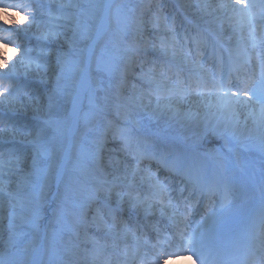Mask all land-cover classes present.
Listing matches in <instances>:
<instances>
[{
	"label": "snow or ice",
	"instance_id": "1",
	"mask_svg": "<svg viewBox=\"0 0 264 264\" xmlns=\"http://www.w3.org/2000/svg\"><path fill=\"white\" fill-rule=\"evenodd\" d=\"M29 8L34 11L26 13ZM39 8L0 3L5 12L31 15L25 34L33 27L39 32ZM217 11L231 13V34ZM57 20L36 36L35 57L27 46L11 65L0 54V68L8 69L0 73V238L7 236L0 264H37L28 254L41 238L46 259L40 264H81L77 250L89 252L75 242L81 229L95 253L115 251L121 242L126 248L134 237L138 250L147 249L139 252L147 264H168L181 254L225 264L241 249L245 264H264V163L259 180L248 185L215 147L217 140L231 141L264 160V0L115 7L67 0ZM112 24L111 39L98 47ZM233 40L230 51L242 50L252 71L241 65L235 83L231 73L211 77L225 120L205 123L198 112L181 109L187 97L209 90L202 82L183 86L182 65L193 63L201 47L215 56ZM170 74L179 86H167ZM133 76L145 87L132 83ZM249 119L255 134L244 137ZM157 210L169 215L170 229L149 219ZM145 229L155 233V243L141 245ZM230 231L239 239L225 245ZM21 254L27 258L17 259Z\"/></svg>",
	"mask_w": 264,
	"mask_h": 264
},
{
	"label": "bare ground",
	"instance_id": "2",
	"mask_svg": "<svg viewBox=\"0 0 264 264\" xmlns=\"http://www.w3.org/2000/svg\"><path fill=\"white\" fill-rule=\"evenodd\" d=\"M32 1H33L32 5H39L40 6V8H39L40 15H39L38 19L39 20L43 19L45 17V15L42 14L43 15L42 16L41 15V11L44 10L45 8L49 7V5L39 4L38 2H36V0H32ZM46 1L47 2H52V4L50 3L51 5H53V3L55 2V0H46ZM56 1H58V0H56ZM92 1L94 3H98V4H100V2H101V0H92ZM119 1L121 2V0H107L106 4H111L114 7L115 4L117 2H119ZM149 1H151V0H124V2L121 3V5L129 3V2H133V3H137V4H141V3L144 4V3H149ZM0 2H2V1L0 0ZM161 2H163V0H161ZM255 2L257 3V5L260 4V0H255ZM206 3L210 4V5H213V6H219L220 4H228V3H230V0H207ZM29 9H32L34 11L33 8H29ZM0 12H1V10H0ZM216 14L220 15L221 19L226 21V23L224 25L225 30H226V32L228 34H231V25H232L233 21H229L227 19V17L230 16L231 13H225V12L217 11ZM16 19L17 18L3 17V18H0V20H5L6 24H4V23H0V24H4L5 26H7L9 28H15L14 25H16L18 27L21 26L24 30L26 28H28L29 25H31V23L27 19H24V20L20 21L19 18H18V21H16V23H13V20H16ZM40 24L42 25V24H44V22L42 21V22H40ZM213 26H215V24ZM115 28H116L115 24H113V25H111L109 27L108 33L105 34L104 40L101 41V44H106V43L109 42V40L111 39V33L115 30ZM36 29H37L36 27H33L32 31L34 32ZM0 38H2L1 40L5 41V42H12L11 39L4 38L3 35H0ZM109 46H110V44H109ZM2 49L5 50L7 48H5V46L3 44H0V54L4 55L8 59L9 65L16 63L17 61L20 60L21 56H23V49H20V50L10 49L8 55L3 54ZM238 51H239L240 55H243L246 58V55H245V53L242 50H238ZM257 51H258V49H257ZM248 52H249V54H251V49H249ZM211 61H213V64L215 66H217V67L219 66V64H222L221 60L218 58L217 55H216V57L214 56V58L211 59ZM188 64H190V63H188ZM253 64H255V63H253ZM158 67L161 69L160 66H158ZM5 69L6 68H0V71L3 72V71H7L8 70V69H6V70ZM21 70L23 71V69L19 68V66H18V71H21ZM226 72H227V70H226ZM222 75L224 77H226L225 74L222 73ZM201 76H203V78H205L206 80H208V78H209V77H207V74H202ZM183 78H184V81H185V83H184L185 85L186 84H189V85L192 84L193 85V84L197 83L196 79L193 78V77H186V76L183 75ZM139 84L141 86V83H139ZM168 86H171V85H168ZM233 91H235V89H233ZM213 95H209V96H206V95L190 96V98L186 99L187 102L181 104V109H182V111H187L189 108H191L193 111L198 112L199 113V119H201L205 123L215 124V123H217V121H220L221 123H223L224 120H225V117L220 112V101L217 99L216 94H213ZM2 99H3V97H0V100H2ZM245 118H246V111L242 112V114H241V120L243 121ZM110 119H111V117H110ZM112 119L117 121L118 118L112 117ZM254 129H255V125L253 124L252 120L249 119L247 128H244L243 126L241 127V133H242V135L244 137H247L249 135L250 131L254 135L255 134ZM219 142H220V148L221 149H225V150H227L229 152V149L231 148L232 149L231 153L233 155L239 157L238 159L236 158L234 162H233V158H232V166L234 168H236L235 170H233V172H235L238 177L239 176H245V178L247 180L245 182L248 185H252L253 183L257 182V181H254V179H253L254 173H251L248 170L251 168L250 167L251 163L254 162L257 166H259V164H262L264 162L262 160H259L257 157H252V156L246 155V153L248 151H245L243 148L238 147L237 145H235L231 141L217 140L215 142V147L218 148V149H220L218 147V145H217V143H219ZM252 152L256 153V151H252ZM145 162H146L145 163V167H147L146 164L148 162L147 161H145ZM230 169H232V168H230ZM241 169L243 170L241 172L242 174L238 175L239 173H237V171H241ZM257 202H258V196H257ZM217 205H218V207H217V210H218V208H219V200L217 201ZM159 207L160 206L157 205V208H159ZM252 210L253 209L251 207L247 209V211L249 213H251ZM158 213H160V212L157 210L156 214H158ZM168 216L169 215H164V216H159V217H156V218H159V219L162 220L164 218L165 219L168 218ZM231 219H232V217L228 218L229 221ZM155 222L158 223V227L160 225H163V226L169 228L168 224L169 223L171 224V220L167 222V221H160V220L156 219ZM190 225L192 226L193 223H190ZM82 237L84 238V236H82ZM82 237L80 235L79 240L82 239ZM6 238H7L6 234L2 238H0V244H4V240ZM64 239L66 240L67 237L65 236ZM150 239H154V238L151 236ZM128 240H129V238H128ZM2 241H3V243H2ZM53 242H56V241H53ZM75 242L79 243V241H75ZM41 243H43V239L42 238H41V240L37 241V243L34 245V247L36 248V251L31 252V253L28 254V257L34 259L37 262V264H40V262L42 260L46 259V257H43L41 255L40 251H39ZM121 244H123V243L121 242ZM142 245H144V244H142ZM84 246L85 245L81 244V249H83ZM135 247H136V244L134 246H132L131 254L132 255H136V257H128V258H131V259L137 258V259L144 260L143 257H141V255L137 254V250H136L137 247L136 248ZM108 250L103 252V253H96V254H97V256L103 254L104 257H106L107 255L109 256L108 252L113 251L111 249V247H109ZM77 253H78L77 259H79L81 261V264H93V262H91V261L88 262V259L89 258L95 259V257H97V256H94L92 253H89V252L88 253H84V252H82L79 249L77 250ZM125 254L127 255L128 253H124V255ZM21 255H23V254H21ZM6 258H7V253H6L5 248H4L3 251H1V253H0V260L6 259ZM17 259H22V258H21V256H18ZM89 260H91V259H89ZM92 261H94V260H92ZM96 262L97 261H95V264H96ZM168 264H201V261H200V259H198L197 257L194 256L192 259H188L186 257H183V258H180L179 260H170L168 262ZM209 264H210V262H209Z\"/></svg>",
	"mask_w": 264,
	"mask_h": 264
},
{
	"label": "rangeland",
	"instance_id": "3",
	"mask_svg": "<svg viewBox=\"0 0 264 264\" xmlns=\"http://www.w3.org/2000/svg\"><path fill=\"white\" fill-rule=\"evenodd\" d=\"M4 1H6L7 4H32V2H33L32 0H4ZM206 1L207 0H189V3L200 4V3H206ZM36 2H38L39 4L49 5V7L45 8V9L43 8L44 10L41 11V15L44 14L45 17L41 20L38 19L39 32L36 29L34 32L32 31L30 33L25 34L24 29L21 26L18 27L16 25H14L15 28H9V27L5 26L4 24H0V29H1L0 35H3L4 38L12 40V42H5V41L1 40L2 38H0V41H3L2 44L5 46V48H7L5 50L2 49L3 54L8 55L10 49L20 50V49H24V46H27V47L33 49L32 55H33V57H35L36 52L38 51V49L36 48V36L39 35L40 32H47L49 30V28L52 27L54 24L61 22V21L57 20V16L59 15V7L61 4L66 3L67 0H58V1L55 0L53 5H51L52 2H47L46 0H36ZM80 2L83 4H88V3L93 2V1L92 0H80ZM106 2H107V0H101L100 4L105 5ZM122 2H124V0H121V2L120 1L117 2L115 4V6L121 5ZM156 2H157V0H151V1H149V3H144V4L154 5ZM230 2H231V0H230ZM0 10H1L0 18H3V17L17 18L16 21H18V18L20 21L25 19V13H18L15 11L5 12L4 9H0ZM256 11L259 12V7L256 9ZM31 12H33L32 9L26 10V13H31ZM27 20L31 23V15L30 14L27 15ZM42 21L44 22V24L41 25L40 22H42ZM241 24L243 25L244 34L247 35L248 28H247L246 22L242 21ZM213 27H215V26H213ZM179 39H180V37L177 36V40H179ZM103 45L104 44H101L98 47H102ZM189 46L192 47V45H189ZM233 48H236L234 40L232 41L231 44L226 45V49H228V50H221L220 48H219L220 50L217 49V51H216L217 54H215V57H216V55L219 58H222V56H223V63L219 64V66L217 67L213 64V61H211V59L214 58V56L212 55V48L210 46L209 47H201V50H200L201 54L199 56L194 55L192 57V59L194 61L193 63H190V64L185 63L182 65V69H183L182 75H185L187 77H193L196 79V82H203V83L207 84L209 90L203 92L202 95L209 96V95L215 94L214 92H212L210 90L212 87V81H211L212 76L220 77L221 73L226 74L225 70L227 69L228 70L227 76L229 73H231L233 76V81H235L234 77L237 74V71H239L241 69V65H243L244 69H246L247 71H249V72L252 71V68L250 66L244 64V60L246 58L242 57L243 55H240V53L238 51L240 49H237L236 51H230ZM218 54H220V55H218ZM178 60H179V58L177 57V61ZM229 60H232V62L235 63V65L237 66L236 69H234L233 66L231 68L228 66ZM253 63H255L254 60H253ZM198 64H199V67L197 66ZM147 67L148 66H146L145 70H147ZM21 69H23V68H21ZM173 70L175 71V64L173 65ZM134 71H135L136 75H139V69L138 68L135 69ZM160 71H161V69L157 66L155 68V72L159 73ZM3 72H5V71H3ZM19 72L21 73V77H22L24 69H23V71L21 70ZM242 72L243 71L240 72L241 75L244 74ZM0 73H2V71H0ZM202 74H207V77H209L208 80L203 78V76H201ZM131 79H132V83H136V84L141 83L140 81H138L135 78V76H133ZM156 79L159 81L160 77L157 76ZM11 83L12 82H7L6 86H8ZM166 84H167V86L168 85L179 86L178 82L176 81L175 76L171 75V74H170V79L166 82ZM190 85H192V84H190ZM183 86L187 87L188 85H183ZM192 86H195V84H193ZM141 87H145V85L141 84ZM129 91H130V89H129ZM0 97H3V96H0ZM187 98H190V96ZM3 99H4V97H3ZM111 119H112V117H111ZM115 122H116L117 126H119V120L117 119V121H115ZM217 145H218V147H220V142L217 143ZM249 153H250V156H252V153L248 152V154ZM256 153H259V152H256ZM257 156H258V154H257ZM145 163L146 162H144V164L142 165L143 167H145ZM156 216L159 217L162 215L160 213H158V214H156ZM154 218H152V219L154 220ZM148 230H149V232L154 233L150 229H148ZM80 235H81V237L84 236L83 229H81ZM88 235L90 237H96L98 235L97 230L95 228L88 229ZM139 235H140V233L136 232V236H139ZM2 243H3V241H2ZM53 243H56V242H53ZM79 243L85 245L84 248H88L89 253H92L94 256H97V254L95 252H92L91 245L84 243L83 237H82V239L79 240ZM145 243H155V242H153L151 240H147V239H145V237H141V244H145ZM135 244H136V241H135L134 237H129V240H127V247H126L128 250H126V248H125V250L121 249V252L131 253L132 246H134ZM4 248H5L4 244H0V253H1V251H3ZM141 250L147 251V249L144 248V249H140L138 251V253ZM128 255L136 257V255H132V254H128ZM113 256L116 257L117 256L116 253ZM21 258L25 259L27 257H24L23 255H21ZM89 259H91V260H89ZM89 259H88V262H90V261L93 262L92 260H94L93 258H89ZM126 262H127V264H139V259L135 260V259L126 258Z\"/></svg>",
	"mask_w": 264,
	"mask_h": 264
}]
</instances>
